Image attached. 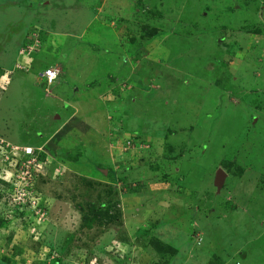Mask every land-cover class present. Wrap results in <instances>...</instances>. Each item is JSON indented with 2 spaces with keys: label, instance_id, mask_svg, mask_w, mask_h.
I'll return each mask as SVG.
<instances>
[{
  "label": "rangeland",
  "instance_id": "374dc122",
  "mask_svg": "<svg viewBox=\"0 0 264 264\" xmlns=\"http://www.w3.org/2000/svg\"><path fill=\"white\" fill-rule=\"evenodd\" d=\"M0 222V264H264V0H0Z\"/></svg>",
  "mask_w": 264,
  "mask_h": 264
},
{
  "label": "built area",
  "instance_id": "2783aa9c",
  "mask_svg": "<svg viewBox=\"0 0 264 264\" xmlns=\"http://www.w3.org/2000/svg\"><path fill=\"white\" fill-rule=\"evenodd\" d=\"M41 76L43 79H45L47 85L51 86L58 79V71L54 68H48L47 70L42 72ZM14 150L22 151L21 153L24 155L25 158H27V160L24 162V166L26 170L25 171L23 170L20 176L17 175V178L26 180L30 174V169L39 166V164L41 163V161L39 160V155L38 157L35 156V152L41 151V148L36 149L33 147H14ZM28 157H31L32 160H28L29 159Z\"/></svg>",
  "mask_w": 264,
  "mask_h": 264
},
{
  "label": "crops",
  "instance_id": "0c3cea01",
  "mask_svg": "<svg viewBox=\"0 0 264 264\" xmlns=\"http://www.w3.org/2000/svg\"><path fill=\"white\" fill-rule=\"evenodd\" d=\"M28 1V0H27ZM29 2H31V1H29ZM33 3V2H32ZM51 40V39H50ZM53 41V40H52ZM55 43H56V41L55 42H52V43H49V48H47V50L49 51V53H50V55H51V60L48 62V66H53V64H55V63H57L58 65L59 64H62L63 62L62 61H60V58H58L59 56H62L63 54H64V52H63V50L64 49H61V47H59V46H56L55 45ZM32 51V50H31ZM34 55H36L34 52H30V56H26V54H25V57H27L28 59L29 58H33L34 57ZM58 56V57H57ZM20 57H22V58H24L23 57V55L22 56H20ZM57 57V58H56ZM23 61L25 62L26 60L24 59V60H22V61H20L21 63H23ZM27 62V61H26ZM44 80V79H43ZM45 81V80H44Z\"/></svg>",
  "mask_w": 264,
  "mask_h": 264
},
{
  "label": "trees",
  "instance_id": "16d2710c",
  "mask_svg": "<svg viewBox=\"0 0 264 264\" xmlns=\"http://www.w3.org/2000/svg\"><path fill=\"white\" fill-rule=\"evenodd\" d=\"M58 79H59V77H58ZM58 79H57V80H58ZM57 80H56V81H57ZM56 81L54 82V84L56 83ZM54 84H53V85H54ZM10 147H11V146H10ZM14 147H15V146H13L12 149H14ZM17 147H18V146H17ZM12 149H11V151H12ZM41 158H42V157H41ZM95 211L97 212V213L95 212V215H97V216H99V215H101V214H104L103 210L100 209V208L95 209ZM0 225H1V222H0Z\"/></svg>",
  "mask_w": 264,
  "mask_h": 264
},
{
  "label": "clouds",
  "instance_id": "9594fccd",
  "mask_svg": "<svg viewBox=\"0 0 264 264\" xmlns=\"http://www.w3.org/2000/svg\"><path fill=\"white\" fill-rule=\"evenodd\" d=\"M44 80H45V79H44ZM45 83H46V85H47V82H46V81H45ZM52 85H53V84H52ZM52 85H51V86H52ZM47 87H50V86L47 85ZM24 147H28V146H24ZM33 148H34V147H33ZM38 148H40V147H38ZM38 148H37V149H38ZM13 150H14V149H13ZM14 151H16V150H14ZM17 151H19V150H17ZM21 152H22V151H21ZM37 153H38V155H39V160L42 162V158H41L40 154H41V153H44V152H43V149L41 148V151H39V152L37 151ZM6 180H7V179H6ZM7 181H9V180H7ZM9 182H10V181H9Z\"/></svg>",
  "mask_w": 264,
  "mask_h": 264
}]
</instances>
